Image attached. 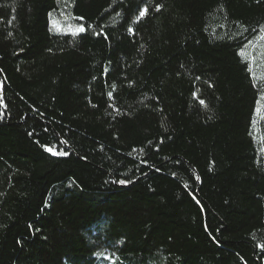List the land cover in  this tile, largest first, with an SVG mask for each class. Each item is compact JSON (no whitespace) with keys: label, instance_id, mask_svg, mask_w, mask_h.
<instances>
[{"label":"trees","instance_id":"1","mask_svg":"<svg viewBox=\"0 0 264 264\" xmlns=\"http://www.w3.org/2000/svg\"><path fill=\"white\" fill-rule=\"evenodd\" d=\"M0 264H264V0H0Z\"/></svg>","mask_w":264,"mask_h":264},{"label":"rangeland","instance_id":"2","mask_svg":"<svg viewBox=\"0 0 264 264\" xmlns=\"http://www.w3.org/2000/svg\"><path fill=\"white\" fill-rule=\"evenodd\" d=\"M50 24H51V29L57 32L77 33V32H82L79 29L83 28L82 26L75 24L70 14L67 11H63V10L60 11L59 13L51 15Z\"/></svg>","mask_w":264,"mask_h":264},{"label":"snow or ice","instance_id":"3","mask_svg":"<svg viewBox=\"0 0 264 264\" xmlns=\"http://www.w3.org/2000/svg\"><path fill=\"white\" fill-rule=\"evenodd\" d=\"M160 6L158 5L157 6V10H159ZM148 9L145 8L143 9L141 12H140V16L143 17L146 13H147ZM80 31H83L84 29L83 28H80L79 29ZM201 103H203V101H201ZM49 152H52L54 155L56 154V152L52 149V148H48L47 149ZM61 155H66V153H60ZM121 183H123V181H121Z\"/></svg>","mask_w":264,"mask_h":264}]
</instances>
